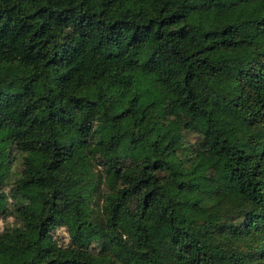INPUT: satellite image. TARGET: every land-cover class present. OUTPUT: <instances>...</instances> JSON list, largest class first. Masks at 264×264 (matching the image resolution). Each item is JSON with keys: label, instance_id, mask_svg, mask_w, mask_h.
<instances>
[{"label": "trees", "instance_id": "16d2710c", "mask_svg": "<svg viewBox=\"0 0 264 264\" xmlns=\"http://www.w3.org/2000/svg\"><path fill=\"white\" fill-rule=\"evenodd\" d=\"M0 264H264V0H0Z\"/></svg>", "mask_w": 264, "mask_h": 264}, {"label": "rangeland", "instance_id": "374dc122", "mask_svg": "<svg viewBox=\"0 0 264 264\" xmlns=\"http://www.w3.org/2000/svg\"><path fill=\"white\" fill-rule=\"evenodd\" d=\"M183 146H185V148H188L189 149V152H185V153H183V155H184V159L185 158H188V156L187 155H191V154H195V153H198V152H200V148H199V146H198V144H197V142L195 141V139H192V138H189L188 140H186L185 142H184V145ZM58 234H61V235H63V233L62 232H57Z\"/></svg>", "mask_w": 264, "mask_h": 264}]
</instances>
